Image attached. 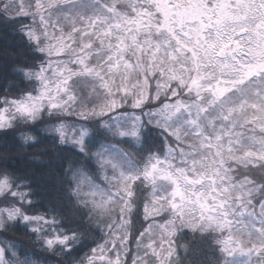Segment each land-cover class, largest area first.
I'll use <instances>...</instances> for the list:
<instances>
[{"label":"snow or ice","instance_id":"snow-or-ice-1","mask_svg":"<svg viewBox=\"0 0 264 264\" xmlns=\"http://www.w3.org/2000/svg\"><path fill=\"white\" fill-rule=\"evenodd\" d=\"M0 264H264V0H0Z\"/></svg>","mask_w":264,"mask_h":264}]
</instances>
